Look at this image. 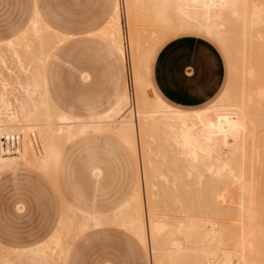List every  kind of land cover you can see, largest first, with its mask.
<instances>
[{"label":"bare ground","instance_id":"1","mask_svg":"<svg viewBox=\"0 0 264 264\" xmlns=\"http://www.w3.org/2000/svg\"><path fill=\"white\" fill-rule=\"evenodd\" d=\"M125 4L126 38L119 11L112 29L123 54L128 44L133 109L129 111V91L113 110L95 118L65 114L47 99L40 111L22 124L0 125V171L24 159L52 176L64 149L61 137L75 139L90 131H108L124 140L141 160L142 178L135 194L107 217L82 214L79 218L68 206L58 238L47 251L60 254L62 260L70 249L66 243L70 235L110 220L131 231L144 245L151 241L153 264H264L262 183L249 171L261 167L264 155L256 133L257 126L264 125V2L141 0L136 8L131 0ZM140 5L151 12L142 13ZM139 17L148 28L140 26ZM186 31L205 33L235 54L236 79L231 88L216 103L198 111L167 105L149 81V64L157 46L170 35ZM175 151L177 157L172 156ZM174 158L183 164L178 167V181L198 186H192L194 192L189 188L195 199L180 182L177 187L172 185L173 173H162L174 168ZM248 158H256L258 163L253 161V166L248 160L247 164ZM170 186L173 191L183 190L176 201L191 207V214L173 216L176 201ZM222 192L232 217L227 223L215 219L216 209L224 208ZM205 201H210L212 212Z\"/></svg>","mask_w":264,"mask_h":264},{"label":"rangeland","instance_id":"2","mask_svg":"<svg viewBox=\"0 0 264 264\" xmlns=\"http://www.w3.org/2000/svg\"><path fill=\"white\" fill-rule=\"evenodd\" d=\"M114 1L0 0V40H9L22 31L29 22L35 5L55 29L70 36L61 42H52L54 51L46 69L50 94L62 109L70 114L88 118L92 113L104 112L126 90L130 92L129 111L134 107L135 95L132 88L131 60L127 42L125 43L127 58H124L125 55L123 53L120 55L107 40L91 34L111 15ZM122 3L123 0L121 5ZM139 3L141 0H135V4ZM140 8L142 13L151 12L141 5ZM169 12L173 13L172 9H169ZM122 14L125 18L123 6H121V19ZM138 21L142 28L147 27L144 19ZM124 31L126 38V19ZM175 37H170L169 40ZM214 43L225 59L226 76L220 92L222 93L224 89L231 88V83L236 79L233 70L235 54L234 51L228 52L218 43ZM163 45L157 48L152 58V73L156 55ZM24 53L30 52L26 49ZM29 70L30 67L25 59L17 56L13 58L10 50L0 48V118L17 119L20 111L33 110L38 105L41 91L36 83L32 82ZM86 73L89 74L88 80L83 78ZM219 95L208 104L218 100ZM263 109H261L262 113ZM256 133L259 135V142L261 141L259 149L264 150V137L261 138L264 136V125L259 124ZM60 141L64 146V155L55 180L36 167L35 162L30 163L24 159L19 160L16 169L0 171V243L2 245L0 264H54L51 259L42 256L41 253L18 251L15 248L31 246L50 237L61 218L63 202L84 209L91 208L111 213L115 205L134 192L138 168L141 182L140 158L136 154L138 159L136 161L132 153L125 150L116 135L108 131H90L76 139L63 136ZM260 153L263 155L264 151ZM177 155L176 151L172 154L173 157ZM174 159L176 160H174V168L171 171L163 170L162 173H173L174 187L181 184V187L184 185L183 189L193 190L194 184L186 183L185 186L184 181H178V174L181 172L178 167L182 162ZM254 159L248 158L246 163L252 165L256 162V158ZM262 160L259 169L254 168L249 171L262 183L259 185V190L262 191L260 204L264 214V166L262 168L264 155ZM97 168L99 174L95 175L94 171ZM175 190L172 192L175 196H173L175 200L172 198L174 201L179 198L180 194L177 193L183 191L180 189L177 191V188ZM222 191L225 193L224 188ZM223 192L222 205L225 209L220 208L221 211L223 210L221 212L217 208L216 215L219 211L221 214L217 217L215 215V219L227 223L232 217L226 211L227 197ZM189 195L191 199L194 198L192 191ZM205 196L204 200L207 199V195ZM207 201L205 204L210 211V204H208L210 201L208 203ZM177 202L178 200L173 207L175 208L173 216L184 218L191 214L189 212L193 211L190 210L191 207L187 209L184 203H180L186 206V208L184 205L181 207ZM114 224L109 220L105 225L90 226L91 229L88 227L83 233L76 231L72 237L70 235L66 239V243L70 245L66 264H153L149 247L151 241L150 245L145 244L146 249L131 231ZM225 237H228L227 233ZM261 237L263 238L264 235L262 234Z\"/></svg>","mask_w":264,"mask_h":264},{"label":"crops","instance_id":"3","mask_svg":"<svg viewBox=\"0 0 264 264\" xmlns=\"http://www.w3.org/2000/svg\"><path fill=\"white\" fill-rule=\"evenodd\" d=\"M131 1L135 4V0ZM121 6H123L126 13L125 0H123L122 5L121 0H115L111 15L108 17L106 22L103 23L97 30L91 32L92 35H98L107 40L120 55H122V52L115 44L112 26L116 22V13L119 11L120 25L124 31L125 18L122 14L121 19ZM134 7L136 8V4ZM123 33L125 34V31ZM173 36L177 37L169 40L170 37ZM68 37L70 36L55 29L45 19L38 6L35 5L33 14L22 31L17 33L9 40H0V48L10 50L13 58L17 56L26 60V63L30 67L29 71L31 73V80L32 82L36 83L37 87H39L41 91V99L33 110L20 111L17 119L0 118V125L14 126L22 124L33 117L34 114L36 115L40 111L41 107H43L47 99L61 112L75 117L84 118L76 114H70L63 110L60 104L53 99L48 86L46 69L48 60L53 55L54 51L52 42H61L63 39ZM167 40L168 42H166ZM213 41L218 43L223 48V46L218 41L205 33L186 31L170 35L157 46L158 48L164 44L156 55L152 73L151 62L157 48L153 52L149 64V81L155 94L167 105L183 111H198L213 105L222 97L227 89H224V91L220 93L223 88L226 76L225 59L221 50ZM26 49L29 50L30 53H24ZM123 55H125L124 58H127L125 53ZM83 78L88 80L89 74H84ZM126 93L127 90L123 91L118 97L117 101L106 111L101 113H92L88 118L100 117L109 113L120 103ZM217 95H219L218 100L208 104L215 97H217ZM201 106L204 107L199 108ZM119 139L125 150L132 153L136 161H138L134 150L124 140L121 138ZM63 155L64 149L58 158L53 175H50L54 180L63 162ZM17 167L18 165H15L14 167H9L3 170L16 169ZM94 174H99L98 168L95 169ZM139 179L140 169L138 168L134 192L115 205L111 213L91 208L84 209L83 207L63 202L64 205L61 218L53 234L46 240L31 246L15 248V250L38 252L41 253L42 256L51 259L54 264H66L70 249L68 254L63 256L62 261L60 254L56 252L55 254H51L49 251H47V248H51L54 245L56 238H58V231L68 206L76 212V215L79 218L82 216V214H91L97 217H107L121 209L130 201L137 190ZM137 239L142 244V246L146 248V246L138 237ZM1 246L2 245L0 243V248Z\"/></svg>","mask_w":264,"mask_h":264}]
</instances>
